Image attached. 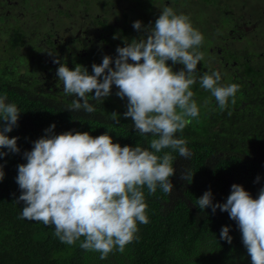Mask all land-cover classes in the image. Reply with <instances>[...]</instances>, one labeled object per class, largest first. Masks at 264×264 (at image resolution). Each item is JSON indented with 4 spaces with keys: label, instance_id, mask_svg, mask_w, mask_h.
<instances>
[{
    "label": "trees",
    "instance_id": "16d2710c",
    "mask_svg": "<svg viewBox=\"0 0 264 264\" xmlns=\"http://www.w3.org/2000/svg\"><path fill=\"white\" fill-rule=\"evenodd\" d=\"M148 1L150 6L142 7L144 0H132L142 8L138 10L135 4L124 14L125 20L119 26L110 24L107 19L98 20L104 29L99 36L105 44L80 52L69 41L58 45L51 33L45 38V46L36 34L32 36L26 32L20 23L13 25V19L19 18L13 15L14 12L27 7V0H0V93L6 94V102L15 103L21 111L17 125L7 133L9 138H18L19 151L10 153L0 149L7 153L0 158L5 173L0 181V264H251L235 221L219 208L215 213L211 208L200 210L196 200L211 190L213 203H223L233 184L243 186L255 199L264 187V98L246 99L238 96V91L235 102H229L221 111L215 98L198 82L192 86L194 99L197 101L200 94L210 95L214 104L202 110L197 101L199 116L177 133L178 137L187 140L190 157L172 153L175 171L170 177L171 194H165L157 187L154 194L148 195L144 189L149 222L138 224L139 240L126 245L122 253L113 251L101 260L98 252L79 247L83 237L67 245L53 235V225L19 218L25 205L18 200L21 190L15 182L17 166L26 163L24 152L31 150L33 142L44 136L50 125L55 124L53 132L57 135L71 130L88 132L96 137L107 131L113 143H119L121 147L137 144L147 147L149 141L156 138L134 130L132 119L123 115L127 110V99L115 95L116 86L112 87L108 97L98 101L90 99L95 112L71 110L75 97L63 93L62 82L56 76L60 65L54 63L58 60L70 70L80 65L92 74L91 66L99 65L104 56H117V47H122V43L114 42L118 36L121 40L127 38L129 43L136 39L128 20L129 13L134 11L142 22L149 19L148 27H151L164 7L169 6L175 11L181 6V0ZM44 2V11H50L51 3L49 0ZM56 12L70 15L67 10ZM205 15L204 7L198 5V19L204 21ZM108 36L113 38L110 46L115 56L105 47L107 42L103 39ZM203 36L199 50L204 58L197 65L198 75L210 72L209 66L212 70L220 68L209 64V60L218 56V50L207 33ZM167 63L173 71L183 68L179 64L172 65L171 61ZM221 83H235V79L221 75ZM222 226L230 227V244L220 239Z\"/></svg>",
    "mask_w": 264,
    "mask_h": 264
},
{
    "label": "clouds",
    "instance_id": "9594fccd",
    "mask_svg": "<svg viewBox=\"0 0 264 264\" xmlns=\"http://www.w3.org/2000/svg\"><path fill=\"white\" fill-rule=\"evenodd\" d=\"M132 27L140 31L142 22L134 21ZM144 31L146 38L133 39L117 47L115 58L106 55L99 65L93 64L92 74L80 65L70 70L58 60L54 63L60 65L56 76L63 93L75 97L71 110L95 112L90 99L102 100L116 86V95L127 99L124 117L132 119L139 134L156 138L147 147H121L107 131L96 137L71 130L57 135L52 124L24 152L26 163L17 166L18 200L25 205L19 218L53 225V235L67 245L83 237L79 247L98 252L101 260L113 251L122 253L126 245L139 240L138 224L149 222L145 188L148 195L157 187L165 194L173 191L172 153L190 157L187 140L177 133L200 114L192 86L198 82L221 111L235 102L240 89L237 83L222 84L218 70L198 75L204 36L187 15L166 6ZM168 61L183 68L173 71ZM6 100V94L0 93V149L17 153L18 138H9L7 133L17 125L21 111ZM164 149L171 151L162 152ZM6 154L0 151V158ZM4 175L0 165V181ZM196 203L200 210L227 212L239 228L251 264H264V187L254 199L243 186L233 184L225 202L214 204L208 190ZM229 231V226H222L220 239L230 244Z\"/></svg>",
    "mask_w": 264,
    "mask_h": 264
},
{
    "label": "rangeland",
    "instance_id": "374dc122",
    "mask_svg": "<svg viewBox=\"0 0 264 264\" xmlns=\"http://www.w3.org/2000/svg\"><path fill=\"white\" fill-rule=\"evenodd\" d=\"M51 3L49 11V22L40 23L37 20L31 19L27 20V30L30 33H36L42 39L47 35V32H53L54 34H59L60 38L64 41H71L76 49H82V47L90 48L92 44L96 43V40L101 32H103L100 25L97 23L98 20L109 19L112 23L120 21L122 19L121 15L130 12L131 8L137 5L138 10L142 7H149L150 3L148 0H144L142 7L138 2H129L128 0H106V5H102L101 0H49ZM246 3L247 8L243 11V3ZM198 5H202L206 8L207 17L205 21H200L196 16V9ZM241 6V7H240ZM224 8V12L232 16H237L239 14L245 15L247 18H256L260 15V12H264V0H181V6L177 7L175 12L183 13L187 15L194 28L198 29L203 35L206 33H211L212 26H218L220 24V10ZM32 14H38L39 8L33 6ZM57 10L68 11L69 16L60 15L57 13ZM223 12V13H224ZM222 13V14H223ZM129 22L132 25L134 21H141L138 18L136 13H129ZM140 16V14H139ZM120 25V23L116 24ZM150 26L149 19L142 22V37H147V32L144 31V28ZM117 28V27H116ZM34 30V31H32ZM81 31V32H79ZM117 33V32H116ZM216 33H219L218 31ZM2 37V35H1ZM78 37V40H77ZM220 37V35L218 36ZM40 39V40H41ZM112 37H106L103 41H106L108 45H113ZM115 42H121L122 47L129 40L118 36ZM216 43H219L218 40ZM229 48L236 51L252 50L250 45L244 44L245 46L240 45L236 40L230 39L228 41ZM221 44H219V47ZM252 48H254L252 46ZM225 58L227 54L222 53ZM219 56L214 57L212 60H209V64L218 65ZM214 62V63H213ZM210 69V66H209ZM117 90H115V95Z\"/></svg>",
    "mask_w": 264,
    "mask_h": 264
},
{
    "label": "flooded vegetation",
    "instance_id": "af4514ba",
    "mask_svg": "<svg viewBox=\"0 0 264 264\" xmlns=\"http://www.w3.org/2000/svg\"><path fill=\"white\" fill-rule=\"evenodd\" d=\"M28 6L22 7L18 9V11L14 12L13 15L19 16V20L13 19V25H16L20 23L21 27L25 29L26 32H29L27 30V20L29 22L31 19L37 20L40 23L49 22V11H44L43 6L45 4L44 0H37L33 3H30L32 0H27ZM131 2L132 0H128ZM40 3V4H39ZM102 5H106V0H101ZM39 5V14L38 17L35 14H32L33 12V6ZM204 7V6H203ZM241 7V6H240ZM224 8L222 7L220 10V24L216 26H212L211 33H207L208 37H210V40L214 42L215 47L218 50V56L219 58L216 59L214 62L218 61L217 67H220L217 69L221 75H229L230 77H233L235 79V83L240 85L238 96L249 99H260L264 98V12L254 19L247 18L243 14H239L237 16L229 15L228 13L224 12ZM243 11L247 8L246 3H243ZM206 15L204 18V21L207 17V11L204 7ZM224 12V13H223ZM135 13L134 11L132 14ZM223 13V14H222ZM125 14V13H124ZM124 14L121 15L122 19L120 21H116L115 23H122L124 22ZM62 15V14H60ZM141 16V15H140ZM110 24L116 25L112 23L111 20L107 19ZM119 26V25H117ZM131 28L132 25H130ZM134 29V28H133ZM34 31V30H32ZM219 33H216V32ZM81 32V31H79ZM134 34L136 37V40L138 41L142 37V29L140 31H137L134 29ZM50 31L47 32V35L44 36L42 39L40 36H38L36 33H30L32 36L35 34L37 35V39L43 42L45 44V41L47 37H49ZM54 42H56L58 45H62L65 41L60 38L59 34H54ZM2 34H0L1 37ZM5 35V34H3ZM220 35V37H218ZM129 37V36H127ZM127 39V38H125ZM236 40L240 45L245 46L244 44L250 45L252 50H244V51H236L231 48H229L228 41ZM78 40V37H77ZM128 40V39H127ZM218 40L219 43H216ZM60 41V42H59ZM116 40H114L115 42ZM72 43L71 41H69ZM121 43V42H119ZM128 43V42H127ZM56 44V45H57ZM100 44H105V42H102V39L100 36H98L96 43L92 44V46H100ZM219 44L221 46L219 47ZM46 46V44H45ZM74 46V45H73ZM92 46L89 48V50L92 48ZM120 46V45H119ZM252 46L254 48H252ZM105 47L107 48L108 52H112V49L110 45L106 44ZM88 48L82 47L80 49V52L86 51ZM110 50V51H109ZM225 52L227 54V58L224 57L222 54ZM112 54L115 56L116 53L112 52ZM112 55V56H113ZM213 65H216L215 63ZM209 71H212V67H210ZM213 98L210 97V95H199L197 101L201 103V109H208L213 102Z\"/></svg>",
    "mask_w": 264,
    "mask_h": 264
}]
</instances>
